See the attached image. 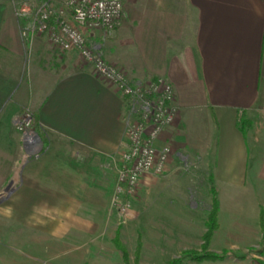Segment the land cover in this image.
<instances>
[{
	"label": "crops",
	"instance_id": "1",
	"mask_svg": "<svg viewBox=\"0 0 264 264\" xmlns=\"http://www.w3.org/2000/svg\"><path fill=\"white\" fill-rule=\"evenodd\" d=\"M123 1L113 34L97 30L89 43L133 82L166 78L180 108L158 141L172 147L169 169L145 176L139 195L145 185L164 184L182 162L210 163L205 171L220 210L209 250L228 255L197 264H264V154L251 167L247 139L264 112V0ZM22 24L11 2L0 0V195L11 190L24 206L60 211L35 221L37 231L56 241L134 229L144 242L141 264H167L201 249L206 217H186V203L176 216L149 215L116 227L109 217L114 155L126 148L128 101L80 63L76 51H62L46 36L30 44ZM26 108L35 115L30 139L15 127ZM243 114L246 135L238 127ZM10 177L17 178L12 188ZM164 206L152 204L151 215Z\"/></svg>",
	"mask_w": 264,
	"mask_h": 264
},
{
	"label": "built area",
	"instance_id": "2",
	"mask_svg": "<svg viewBox=\"0 0 264 264\" xmlns=\"http://www.w3.org/2000/svg\"><path fill=\"white\" fill-rule=\"evenodd\" d=\"M23 22L21 35L30 44L38 36L62 51H76L79 61L113 86L128 101L125 116L126 148L118 155L112 207L124 222L131 218L133 201L142 179L162 175L169 169L172 147L158 145L162 132L177 122L180 108L173 85L164 77L133 82L128 73L106 62L88 35L102 30L114 32L124 4L122 0H9ZM34 117L29 110L17 121L30 139Z\"/></svg>",
	"mask_w": 264,
	"mask_h": 264
},
{
	"label": "rangeland",
	"instance_id": "3",
	"mask_svg": "<svg viewBox=\"0 0 264 264\" xmlns=\"http://www.w3.org/2000/svg\"><path fill=\"white\" fill-rule=\"evenodd\" d=\"M27 110L33 114L35 119L33 111L29 108H26L20 117ZM20 117L17 121L20 120ZM256 119L255 129L250 130L247 137L251 167L256 165V157L264 154V112L257 113ZM15 127L20 131L17 125ZM117 155H114L116 165H118ZM180 164L181 170L179 169L176 174L171 176L167 175L164 184L159 183L155 188L151 189H146V185L143 187L140 195L138 194L134 199L131 218H127L126 222L120 218L117 210L111 206L109 217L114 221L116 227L123 226L125 228L130 225L132 219L146 218L149 215L159 217L166 216L167 213L171 216L174 213L176 216L180 213V207L184 203L187 204L186 217L204 219L207 216L211 197L210 187L212 180L211 176H208L205 171L210 163L189 160ZM166 173L158 176H164ZM8 180L11 188L16 186V177H10ZM11 180L15 182L11 183ZM248 181L255 186L259 184L254 182L255 179L252 177H249ZM10 187L8 189H11ZM113 195L114 192L112 198ZM18 197L19 195L11 192V190L0 195V264H125L122 252L114 242L115 233L111 231L113 227L111 229L109 227V232L102 237L98 233L94 235L93 233H88L83 238L79 237L76 239L74 237L73 241H66V238L56 241L53 238L51 239L48 233L37 231L39 227L35 221L40 218L55 219L59 217L60 211H54L51 215H48V210H37L39 205L34 202H25L24 206V202L19 203ZM156 203L158 207L161 204L165 205L166 209L162 211V208H156V211L153 212L154 214L151 215L152 210L150 207ZM188 205L193 206L194 209L189 210ZM91 213L93 212L91 211ZM42 229L47 230L49 227H42ZM129 229L128 231L125 230L120 238L128 248L130 259L133 261L137 235H135L134 229L132 231H129ZM196 250L201 251V249ZM183 252L178 257L168 260L167 264L181 257ZM142 255L143 247L141 249ZM140 260L141 257L139 264H141ZM192 263L190 260H186L183 264Z\"/></svg>",
	"mask_w": 264,
	"mask_h": 264
},
{
	"label": "trees",
	"instance_id": "4",
	"mask_svg": "<svg viewBox=\"0 0 264 264\" xmlns=\"http://www.w3.org/2000/svg\"><path fill=\"white\" fill-rule=\"evenodd\" d=\"M238 127L246 135L247 129L250 127L249 119L246 114H243L238 122ZM212 184L210 187V207L206 216V227L207 231L203 235V244L201 245V251L196 249H190L183 252V255L178 259L171 261L169 264H183L186 260L193 262L192 264L201 263L204 261H218L223 260L227 257L228 251H223L222 253H215L209 250L210 242L214 231L219 227V198L218 193L213 185V178L211 177ZM114 242L117 248L122 252L123 261L125 264H139V259L141 257V249L143 247V239L139 237L137 239V245L135 250V256L133 261L130 259L129 250L126 245L122 242L120 235L117 234L114 238Z\"/></svg>",
	"mask_w": 264,
	"mask_h": 264
}]
</instances>
